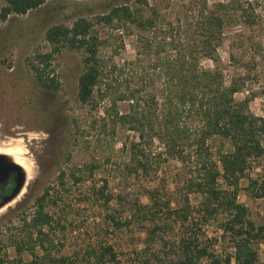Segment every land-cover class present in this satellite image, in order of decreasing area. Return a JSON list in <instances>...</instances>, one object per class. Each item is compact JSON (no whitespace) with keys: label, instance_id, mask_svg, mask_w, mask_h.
Returning a JSON list of instances; mask_svg holds the SVG:
<instances>
[{"label":"trees","instance_id":"1","mask_svg":"<svg viewBox=\"0 0 264 264\" xmlns=\"http://www.w3.org/2000/svg\"><path fill=\"white\" fill-rule=\"evenodd\" d=\"M49 1L4 0L0 19L5 21L11 14L26 15ZM191 1L201 3L198 16H192L190 28L173 22L168 27L159 26L161 11L155 4L150 6L149 0H115L107 11L94 18L81 15L71 24L54 23L45 32L50 49L27 56L26 65L47 103H52L61 89L53 62L56 54L65 49L81 52L84 68L78 78V99L95 110L106 101L102 104L106 115L115 124L137 133V140L129 146L125 144L130 150L127 173L156 172L155 165L164 155L183 164L185 179L177 184L179 203L182 201L183 205L172 206V200L162 197L156 187L147 190L149 204L139 203L136 208L141 219L155 222L147 238L149 242L169 226L167 222H158L163 216L171 218L175 214V220L185 225L186 231L178 241L163 240V256L153 253L157 264H199L204 258H210L212 264H264L258 250V245L264 243V225L257 224L250 217L249 207L239 201L241 181L245 178L249 180L250 195L264 198V179L254 178L248 171L253 160H259L264 168V116L251 109L253 95L236 97L247 77L240 76L227 83L220 66L218 47L223 43L228 5L219 2L210 9L207 0ZM146 6H150L147 13ZM97 23L110 28L108 36L100 34ZM133 29L138 31L140 43L134 61L143 62L141 54L157 56L153 70L159 73L162 83L158 91H149L145 74L143 85H131L128 81L125 85L120 75H125L127 64L133 62L119 65L113 60L124 46L122 38ZM183 31L193 34L194 40L186 44L177 38ZM118 37L123 42L114 47L113 41ZM107 47H112L111 54L105 52ZM205 58L216 66L204 67ZM122 101L129 103L128 111L119 109ZM216 138L221 143L214 151L211 143ZM156 140L163 146L162 151H154ZM66 175L61 171L58 176L62 184ZM73 176L76 181L81 180L74 172ZM51 190V186L46 187L36 198L34 209L23 213L20 231L12 237L16 256L11 257L0 246V264L80 263L70 256L54 254L50 230L54 214L48 207L58 205L60 198ZM191 193L202 196L198 208L191 207ZM112 197H106L107 203ZM196 209L201 215L197 221L192 217ZM220 214L225 217L220 227L232 239L233 253L216 254L201 238L200 225ZM110 218L119 228L132 222L131 218L122 221L113 214ZM25 252L31 255L30 259H24ZM84 259L92 264H122L115 247L103 242L88 250ZM151 261L152 258L147 259V263Z\"/></svg>","mask_w":264,"mask_h":264},{"label":"rangeland","instance_id":"2","mask_svg":"<svg viewBox=\"0 0 264 264\" xmlns=\"http://www.w3.org/2000/svg\"><path fill=\"white\" fill-rule=\"evenodd\" d=\"M114 1L50 0L26 15L11 14L5 21L0 19V150L24 151L21 156L26 159L31 172L19 200L0 211V246L11 257L16 256L12 237L20 231L23 213L34 209L36 198L48 186L52 187L51 193L60 198L58 205L48 207L54 214L50 229L54 254L70 256L79 264H92L91 260L84 259L86 252L101 242L115 247L122 264H157L153 253L163 256V240L178 241L186 231L185 225L175 220V214L171 218L163 216L158 222H167L169 226L159 231L155 240L148 241L155 222L141 219L136 208L139 203L149 204L147 190L156 187L162 197L172 200V206L183 205L182 201L179 203L177 185L185 179L183 164L164 155L157 160L156 172L127 173L125 166L130 161V150L125 144L129 146L137 140V133L115 124L112 117L106 115L102 107L106 101L95 110L78 99V78L84 68L82 53L65 49L56 54L53 62L61 89L52 103H47L43 90L37 86L26 65L27 56L50 49L45 39L47 27L57 22L71 24L81 15L94 18L107 11ZM207 1L210 9L219 2L228 5L223 43L218 47L226 81L231 83L234 78L247 77L244 88L236 97L242 99L248 94L253 95L251 109L264 116V0ZM192 2L149 0L150 6L155 4L161 11L159 26L168 27V23L173 22L185 28L186 25L191 27L192 16H198L201 2ZM3 5L4 0H0V9ZM150 6H146V13ZM96 28L103 36L111 32L103 23H97ZM192 36L183 31L177 38L187 44L194 40ZM122 39L124 46L113 60L119 65L124 61L133 62L126 63V74L120 75L124 84L128 81L131 85H143L142 75L145 74L149 91H158L162 83L159 73L153 70L157 56L141 54L143 62L134 61L140 46L136 29ZM122 42L118 37L113 46ZM111 48L107 47L105 52L111 54ZM202 65L213 68L216 63L205 58ZM119 104L122 112L130 109L128 102ZM220 141L218 138L212 141L214 151ZM162 150L163 146L156 140L154 151ZM92 164L95 165L93 168L90 167ZM61 171L67 173L64 184L58 178ZM248 171L252 177L264 179V168L259 160H253ZM73 172L80 181L75 180ZM248 183L247 178L241 181L243 189L239 201L249 207L250 217L257 224L264 225V198L252 197ZM12 185V180L0 183V203L11 195ZM109 195L113 197L107 203ZM201 200L200 193L190 194L191 207L198 208ZM111 214L122 221L131 218L132 222L119 228L111 220ZM192 217L196 221L201 218L197 209L193 210ZM223 220L224 214H220L211 222L200 225L199 231L203 242L219 255L235 251L232 239L220 227ZM258 250L260 260L264 262V243L258 245ZM23 257L28 260L31 255L25 252ZM149 258L152 261L147 263ZM199 264H212V261L204 258Z\"/></svg>","mask_w":264,"mask_h":264},{"label":"bare ground","instance_id":"3","mask_svg":"<svg viewBox=\"0 0 264 264\" xmlns=\"http://www.w3.org/2000/svg\"><path fill=\"white\" fill-rule=\"evenodd\" d=\"M10 146V145H8ZM15 146V145H14ZM19 148V147H17ZM17 150V151H16ZM21 149H8V150H0V155H4L6 156V158L10 161H12L13 163L21 166L23 173H24V184L21 188V190L18 192V194L12 199L10 200L8 203H6L4 206H2L0 208V211L4 210L8 205H12L14 202H16L17 200H19L20 196L25 192V188L28 184L29 179L31 178V172H30V167L29 164L25 161L26 159H24V156L22 157ZM24 155V153H23Z\"/></svg>","mask_w":264,"mask_h":264},{"label":"water","instance_id":"4","mask_svg":"<svg viewBox=\"0 0 264 264\" xmlns=\"http://www.w3.org/2000/svg\"><path fill=\"white\" fill-rule=\"evenodd\" d=\"M13 171L18 172L16 188L10 196H8L6 199H4L3 202L0 203V208L10 200H12L18 194L24 184V173L21 166L8 160L6 156L0 155V182H5L9 178L10 173Z\"/></svg>","mask_w":264,"mask_h":264},{"label":"flooded vegetation","instance_id":"5","mask_svg":"<svg viewBox=\"0 0 264 264\" xmlns=\"http://www.w3.org/2000/svg\"><path fill=\"white\" fill-rule=\"evenodd\" d=\"M17 178H18V172L17 171H13L10 173V176L9 178L5 181V182H0L1 184H6L7 182L11 181L12 180V187L10 188V193H12L14 191V189L16 188V185H17Z\"/></svg>","mask_w":264,"mask_h":264}]
</instances>
